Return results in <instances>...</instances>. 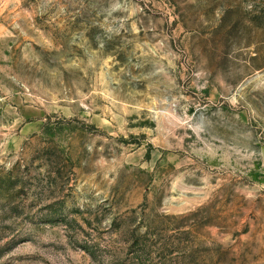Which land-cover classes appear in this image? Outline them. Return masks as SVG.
<instances>
[{
	"label": "rangeland",
	"instance_id": "obj_1",
	"mask_svg": "<svg viewBox=\"0 0 264 264\" xmlns=\"http://www.w3.org/2000/svg\"><path fill=\"white\" fill-rule=\"evenodd\" d=\"M0 264H264V0H0Z\"/></svg>",
	"mask_w": 264,
	"mask_h": 264
}]
</instances>
